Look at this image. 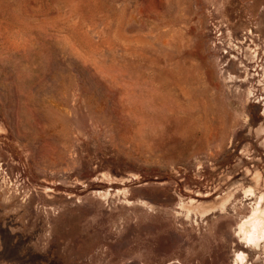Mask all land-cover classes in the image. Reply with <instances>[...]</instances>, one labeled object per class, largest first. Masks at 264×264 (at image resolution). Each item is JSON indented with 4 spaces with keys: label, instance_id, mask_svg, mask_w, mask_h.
I'll list each match as a JSON object with an SVG mask.
<instances>
[{
    "label": "rangeland",
    "instance_id": "1",
    "mask_svg": "<svg viewBox=\"0 0 264 264\" xmlns=\"http://www.w3.org/2000/svg\"><path fill=\"white\" fill-rule=\"evenodd\" d=\"M0 264H264V0H0Z\"/></svg>",
    "mask_w": 264,
    "mask_h": 264
},
{
    "label": "bare ground",
    "instance_id": "2",
    "mask_svg": "<svg viewBox=\"0 0 264 264\" xmlns=\"http://www.w3.org/2000/svg\"><path fill=\"white\" fill-rule=\"evenodd\" d=\"M258 235V234H257Z\"/></svg>",
    "mask_w": 264,
    "mask_h": 264
}]
</instances>
